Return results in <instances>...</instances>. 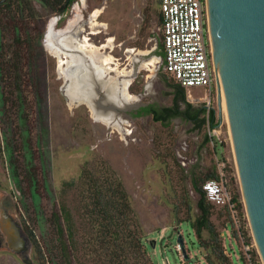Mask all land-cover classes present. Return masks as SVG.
<instances>
[{"label":"rangeland","instance_id":"rangeland-1","mask_svg":"<svg viewBox=\"0 0 264 264\" xmlns=\"http://www.w3.org/2000/svg\"><path fill=\"white\" fill-rule=\"evenodd\" d=\"M62 2L10 0L0 7V189L12 195L21 224L31 235L30 255L37 264H60L45 245L51 235L48 216L56 206L61 181L75 176L83 164L101 158L115 171L127 192L152 264H206L191 228L179 220L186 216L180 195L182 186H186L194 213L191 171L206 172L212 164L216 168L215 157L223 163L228 190L231 192L235 184L239 189L225 112H221V119L218 116L216 87L211 88L207 105L204 100H188L186 91L194 98L204 94L200 85L185 89L184 98L191 107L213 108L220 155L213 152L210 140L203 141L206 122L193 127L180 115L161 122L149 113L133 112L142 104L160 107L172 103L174 87L167 83L171 77L163 75L161 57L156 53L160 42L158 0H72L60 13L57 8ZM97 9V20L103 25L89 22L90 14ZM66 34L86 36L95 45L112 36V45L103 48L102 53L115 58L111 60L118 67L133 68L128 89L137 97L127 102L134 105H124V109L109 114L121 121V127L96 120L85 102L70 103L63 93L64 85L66 89L69 86L67 69L58 70V58L49 46L67 50L60 44ZM138 50L148 51L137 53ZM154 54L158 61L152 71L141 62ZM113 74L107 70L101 76L105 81ZM183 106L180 101L179 108ZM126 129L130 130L128 134ZM230 176L235 180L230 181ZM239 195L241 237L233 232L222 206L214 205L210 218L220 231L230 264H262L240 189ZM70 196L68 191L66 197ZM174 203L178 205L176 214ZM233 236L239 246L242 239L250 236L248 259L240 247L237 249ZM79 245L77 255L90 262L83 254V243ZM0 264L18 263L7 250H0Z\"/></svg>","mask_w":264,"mask_h":264},{"label":"trees","instance_id":"trees-1","mask_svg":"<svg viewBox=\"0 0 264 264\" xmlns=\"http://www.w3.org/2000/svg\"><path fill=\"white\" fill-rule=\"evenodd\" d=\"M71 1L63 0L57 10L63 12ZM157 19L160 22L159 11ZM157 45L156 53L162 59L161 42ZM163 75L170 76L164 70ZM167 83L174 87L171 105L157 107L147 103L139 106L136 114L148 112L152 119L161 122L168 117L180 115L190 120L193 127H200L205 122L209 127L217 124L212 107L206 110L204 106L191 107L190 102L184 98V88L172 78ZM180 101L184 102L183 108H179ZM208 140V135L204 134L203 141ZM211 140L213 152L220 155L219 140L215 136H211ZM216 176L214 164L206 172L191 171L189 179L190 188L194 192L195 212L191 213V198L188 188L183 185L180 198L186 216L179 220L186 222L191 228L197 245L203 249L206 264H230L231 258L221 243L220 231L210 218L214 204L205 198L201 188V182L205 178ZM229 178L230 181L235 180L234 176ZM68 191H71L69 199L66 197ZM231 198L242 213L237 184L232 185ZM173 211L175 214L178 212L177 203H174ZM224 211L226 212L225 208ZM48 226L51 235L45 249L60 264H152L146 252V240L127 192L104 159L83 164L75 176L61 181L56 206L48 216ZM233 232L235 233L234 230ZM249 237L246 236L243 241L249 240ZM80 243H83V254L89 257L88 263L77 255L78 249H81ZM252 252L255 254L254 248ZM80 254L84 258L81 252Z\"/></svg>","mask_w":264,"mask_h":264},{"label":"water","instance_id":"water-1","mask_svg":"<svg viewBox=\"0 0 264 264\" xmlns=\"http://www.w3.org/2000/svg\"><path fill=\"white\" fill-rule=\"evenodd\" d=\"M206 15L218 116L221 119V90L243 207L264 264V0H206ZM90 77V102L93 99L97 108L102 105L103 111H115L134 105L117 104L93 70Z\"/></svg>","mask_w":264,"mask_h":264},{"label":"built area","instance_id":"built-area-1","mask_svg":"<svg viewBox=\"0 0 264 264\" xmlns=\"http://www.w3.org/2000/svg\"><path fill=\"white\" fill-rule=\"evenodd\" d=\"M157 4L160 13L162 68L184 90L194 85L202 86L205 92L201 96L194 98L188 96V91L186 93L188 100H204L207 105L211 88L216 87V73L211 58L206 0H158ZM215 126L207 128L206 134L211 142V136L217 138ZM129 132L130 130H125V134ZM215 165L217 176L205 178L201 182V188L208 201L225 208L235 234L241 237L243 213H240L231 198L222 172L223 163L216 157ZM251 247L250 240H241L240 249L247 259Z\"/></svg>","mask_w":264,"mask_h":264},{"label":"bare ground","instance_id":"bare-ground-1","mask_svg":"<svg viewBox=\"0 0 264 264\" xmlns=\"http://www.w3.org/2000/svg\"><path fill=\"white\" fill-rule=\"evenodd\" d=\"M99 12L100 10L97 9L94 10L92 14H90V24L103 25V22H99L97 20V16L100 14ZM62 32H65V30H62ZM92 32L95 33V31ZM112 41V36H108L104 43H102L101 45H95L89 42V38L86 36L83 38H79L74 34H66L63 36L60 44L67 50H63L51 45L49 46V50L58 58V70L60 71L61 69H63L66 71L67 69L65 77H67L69 80V86L66 89V84L64 85L63 93L69 100H71L70 103L81 101L85 102L90 108L92 116L96 120H100L107 124L110 123L112 126L121 127V121L112 118L109 115L110 113H112V110L103 111L102 105L97 108L94 105L96 104V102L93 99H91L90 102L88 90L89 86L91 85V70H93L94 74H96L100 78L102 88H105V91L109 98L115 101L117 104H123L124 102L134 100L137 97L128 89L129 83L131 82L133 68H121L116 66L117 64L111 60H114L115 58L110 57L107 54H103L101 51L103 48L110 47L112 45ZM70 51L76 52L77 54H80V56H78L77 54H73ZM147 51L148 50H138L137 53H146ZM157 61L158 56L154 54L144 59L141 62V65L143 67L146 66L147 68L152 70V68L155 67V63H157ZM86 63L91 65V70L86 67ZM64 65L66 66L65 68H63ZM107 70L112 71L114 74L108 76L104 81L101 75ZM105 85H107V88ZM188 96L191 95L188 93ZM105 103L106 102H104L103 104ZM219 105L221 112H225L221 90L219 93Z\"/></svg>","mask_w":264,"mask_h":264},{"label":"flooded vegetation","instance_id":"flooded-vegetation-1","mask_svg":"<svg viewBox=\"0 0 264 264\" xmlns=\"http://www.w3.org/2000/svg\"><path fill=\"white\" fill-rule=\"evenodd\" d=\"M9 1L0 0V7ZM139 106L133 111L134 114ZM31 249V235L21 224L12 195L0 189V250H7L18 264H27L25 259L37 264L30 255Z\"/></svg>","mask_w":264,"mask_h":264},{"label":"crops","instance_id":"crops-1","mask_svg":"<svg viewBox=\"0 0 264 264\" xmlns=\"http://www.w3.org/2000/svg\"><path fill=\"white\" fill-rule=\"evenodd\" d=\"M229 238V237H228ZM231 238V237H230ZM233 238V240L236 242V245H237V249L240 247L239 246V244H238V242L236 241V238L233 236L232 237ZM231 245V244H230ZM231 247H232V245H231ZM200 248V252H201V256H202V254H203V249L201 248V247H199ZM233 249V248H232Z\"/></svg>","mask_w":264,"mask_h":264}]
</instances>
